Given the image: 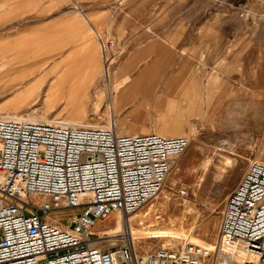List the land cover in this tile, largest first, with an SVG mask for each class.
<instances>
[{
	"label": "built area",
	"instance_id": "obj_1",
	"mask_svg": "<svg viewBox=\"0 0 264 264\" xmlns=\"http://www.w3.org/2000/svg\"><path fill=\"white\" fill-rule=\"evenodd\" d=\"M115 47L102 42L105 66ZM2 108L0 264H264V163L227 198L216 241L139 253L132 233L105 248L99 226L109 232L152 202L190 140L79 125L69 92L20 80L0 84ZM63 213L72 214L65 229L51 221Z\"/></svg>",
	"mask_w": 264,
	"mask_h": 264
},
{
	"label": "rangeland",
	"instance_id": "obj_2",
	"mask_svg": "<svg viewBox=\"0 0 264 264\" xmlns=\"http://www.w3.org/2000/svg\"><path fill=\"white\" fill-rule=\"evenodd\" d=\"M200 4L195 51L164 54L167 60L162 65L156 60L140 69L150 68L155 87L145 95L144 106L130 125L148 127V133L155 131L157 123H176L190 146L160 194L135 213L132 222L110 226L109 232L104 224L99 226L96 236L108 238L102 247L125 243L132 234L130 222L139 253L179 249L193 239L216 241L227 198L253 162L264 163V0H203ZM115 49L118 57L101 77L98 91L71 94L76 98L75 119L83 120L82 125L109 126L119 121L110 106L115 98V71L121 67L124 52ZM18 80L45 86L32 75L0 70V84ZM183 83L184 91H177ZM131 107L120 117H127ZM5 110L9 108L0 109ZM109 114H113L112 121L106 118ZM184 190L187 195L183 196ZM150 209L152 217L138 226V216L145 217ZM71 215L51 217L67 227Z\"/></svg>",
	"mask_w": 264,
	"mask_h": 264
},
{
	"label": "crops",
	"instance_id": "obj_3",
	"mask_svg": "<svg viewBox=\"0 0 264 264\" xmlns=\"http://www.w3.org/2000/svg\"><path fill=\"white\" fill-rule=\"evenodd\" d=\"M201 1L0 0V70L32 75L36 83L51 89L57 85L77 96L98 91L105 73L102 42L113 40L124 55L115 71L111 111L119 117L117 127L146 133L148 127H130L155 87L150 68L140 69L156 60L162 65L164 54L195 51ZM175 89L183 92L184 83ZM161 124L156 132L185 133L176 123Z\"/></svg>",
	"mask_w": 264,
	"mask_h": 264
},
{
	"label": "bare ground",
	"instance_id": "obj_4",
	"mask_svg": "<svg viewBox=\"0 0 264 264\" xmlns=\"http://www.w3.org/2000/svg\"><path fill=\"white\" fill-rule=\"evenodd\" d=\"M108 67H106V69H105V72H109V65H107ZM108 75V74H107ZM59 90H64V89H61L60 87H56V86H53V88L51 89V91H59ZM112 113V112H111ZM113 117V115L111 114H109L108 115V117H106V118H108L109 120H111L112 121V118ZM76 120V122L77 123H79V125H82L83 123H82V121L83 120H79V119H75ZM91 124V123H90ZM82 126H87V125H82ZM88 127H99V126H90V125H88ZM123 127V126H122ZM228 163H230V161L228 162ZM229 165V164H228ZM160 194V193H159ZM153 209V208H152ZM152 209H150V211L148 212V214H146L145 215V217H143V214L141 213V215L140 216H138V220H137V224H138V226H140V225H143L144 224V221L146 220V217L148 216V218L149 217H152ZM51 221H53L54 222V224L55 225H57V226H59L60 228H63V229H65V228H67L66 226H63L62 224H60V223H58L57 221H55L54 219H51ZM131 222H132V220H131ZM131 222H130V224H128V225H130V227L129 228H131V233H134V232H132V225H131ZM126 223V222H125ZM125 223H123V224H125ZM122 224V225H123ZM127 224V223H126ZM121 225V226H122ZM128 227V226H127ZM110 228V227H109ZM129 230V229H128ZM150 232V231H149ZM149 232H147V233H149ZM146 235V234H145ZM147 235H149V234H147ZM151 235V234H150ZM135 236V235H134ZM168 236H170V235H168ZM193 236V235H192ZM147 237V236H146ZM154 237H155V235H154ZM160 237V236H159ZM190 237V236H189ZM140 238V237H139ZM149 238H151L150 236H149ZM162 238V237H161ZM141 241H148V240H141ZM103 245V244H102Z\"/></svg>",
	"mask_w": 264,
	"mask_h": 264
}]
</instances>
